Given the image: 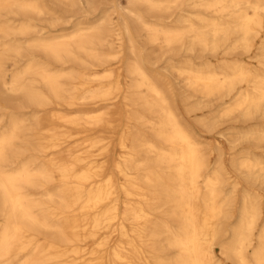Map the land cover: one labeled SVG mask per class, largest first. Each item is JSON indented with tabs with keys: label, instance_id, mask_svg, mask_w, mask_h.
Wrapping results in <instances>:
<instances>
[{
	"label": "bare ground",
	"instance_id": "1",
	"mask_svg": "<svg viewBox=\"0 0 264 264\" xmlns=\"http://www.w3.org/2000/svg\"><path fill=\"white\" fill-rule=\"evenodd\" d=\"M57 1L85 21L0 0V264H264V0ZM211 99L203 135L187 114ZM230 115L246 144L226 164Z\"/></svg>",
	"mask_w": 264,
	"mask_h": 264
},
{
	"label": "rangeland",
	"instance_id": "2",
	"mask_svg": "<svg viewBox=\"0 0 264 264\" xmlns=\"http://www.w3.org/2000/svg\"><path fill=\"white\" fill-rule=\"evenodd\" d=\"M48 2V4L52 5L53 7H56L64 16L65 18L59 21H56V27H50V23L49 20L48 21H42V25L47 27V29H53V31H69L71 28L74 27V25L78 22H83L85 21L86 15H88V12L86 11L85 8L83 7H77L74 9H71L70 7H68L67 4H62L57 0H46ZM96 3L99 4H105L104 2H113L115 0H95ZM119 3L123 4V5H127V0H119ZM140 9L145 12V7L144 6H140ZM112 13V17L114 18L115 21H119L121 19V15H125L124 11L121 10L120 8H117L115 11H111ZM97 13H93L92 17H95ZM149 18L154 19L158 16V14H156L155 12H149L148 13ZM163 17L168 20H173L175 18L174 15H169V13L163 14ZM143 42L145 43V40H143ZM150 49H152V57H154L155 63L152 65V67L154 68L155 71L163 73L165 75H169V77L171 78V80L174 83V87L176 92L178 93L177 99L178 102L181 104V93L187 91V93L190 91L187 89V87H185L184 82H182V79L179 75L176 74V72H174L171 69H165V64H166V55H163V52L158 49L156 46H149ZM199 52V51H198ZM241 52V51H240ZM240 52H238V54H240ZM9 65H12V63H9ZM14 108L17 109V107L20 105V102L22 100V97H20V95H14ZM197 99V96L193 97L191 100H195ZM220 101L218 99H211L210 103L204 111L201 112H195V113H191V114H187V117H189L190 120V124L192 125V127H194L196 130H198L199 133L203 134V135H209L208 131H204L202 129H200L199 127V121L201 118L205 117V113L207 112V116L211 117L214 115H218L217 113V104ZM12 106V107H13ZM52 109L54 110H63L65 112H73V108H69V107H52ZM22 112H24L30 119V123H34L35 119L33 118V114L36 113L38 115L43 114V110L41 109H37L35 107L32 106H25L22 109ZM39 112V113H38ZM219 120H217L218 122H215V131L212 133L211 136L215 137L216 139H218L221 144L223 145V147H225V153L223 156V159H225L226 164L229 163L230 161V156L233 153H237L239 154L242 147L246 144L244 141H238L234 146H232V142L233 139L235 138L236 134L235 132L240 131V127H242V125L244 123H241L239 121L238 115H230V116H223V117H219ZM233 127L234 129L229 130V128ZM121 128V127H120ZM122 129H119V132L117 133H122ZM224 132V135L221 134ZM242 142V143H241ZM234 147V149H232ZM239 174L238 172H236L235 176ZM240 175V174H239ZM245 183V182H244ZM247 185V183H245ZM258 189H262L259 186V183L256 184L253 188H257ZM264 190V189H262ZM261 190V191H262ZM242 191L241 189H239L238 191V196L239 198L241 197ZM240 200V199H239ZM238 200L239 204H241V202ZM260 224H262V221L260 222Z\"/></svg>",
	"mask_w": 264,
	"mask_h": 264
}]
</instances>
